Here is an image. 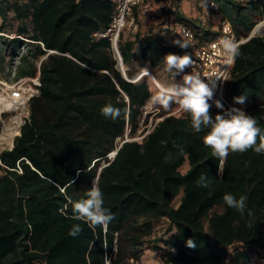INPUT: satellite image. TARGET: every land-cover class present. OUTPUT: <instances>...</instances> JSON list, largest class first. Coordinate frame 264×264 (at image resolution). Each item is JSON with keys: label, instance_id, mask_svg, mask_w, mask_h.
<instances>
[{"label": "trees", "instance_id": "obj_1", "mask_svg": "<svg viewBox=\"0 0 264 264\" xmlns=\"http://www.w3.org/2000/svg\"><path fill=\"white\" fill-rule=\"evenodd\" d=\"M158 1L170 5L157 9L163 15L154 27L120 34L123 65L136 51L149 67L164 69L165 55L188 54L174 43L175 26L189 27L196 46L217 35L185 15L183 0ZM209 1L237 39L264 20V0ZM113 14V0H0V65L18 55L15 79L31 78L39 61L40 82L11 149L0 152V264H143L145 251L161 264H250L253 256L264 264V153H230L221 162L203 144L207 130L195 132L186 113L166 115L140 141L124 140L152 94L146 80L122 76L110 41L98 36ZM238 51L224 108L213 97L210 115L242 108L264 129V28ZM241 95L246 102L236 104ZM107 103L121 110L119 119L102 115ZM201 174L209 188L198 185ZM93 181L115 217L107 229L72 218V202ZM226 192L247 198L243 215L224 203ZM162 223L164 234L154 236ZM73 224L83 229L76 237Z\"/></svg>", "mask_w": 264, "mask_h": 264}, {"label": "clouds", "instance_id": "obj_2", "mask_svg": "<svg viewBox=\"0 0 264 264\" xmlns=\"http://www.w3.org/2000/svg\"><path fill=\"white\" fill-rule=\"evenodd\" d=\"M182 49L188 48L187 42L176 40L174 42ZM220 45L226 54L228 62L234 61L239 55L237 43L230 38H223ZM166 70L172 74L173 82L167 85L161 84L152 97L153 105H159L164 109H170L176 105L179 115L188 114L191 126L195 132L207 130L203 136V144L211 149L212 155L221 162L225 161L230 153H244L253 150L257 154L264 153V129L258 126L257 119L247 114L242 108H230L223 114L210 115L211 105L209 100L214 95V81L205 82L198 73L185 72L192 65V58L189 54L184 55L167 54L163 58ZM147 74L148 71L144 69ZM184 73L181 80L177 82L175 77ZM211 85V86H210ZM236 104L243 105L246 102V95L234 97ZM215 106L222 109L223 105L219 100ZM102 115L113 120L119 119L121 110L107 103L102 108ZM259 139V143H257ZM179 151H184L179 148ZM169 157L171 153L168 154ZM203 188H209L211 181L204 174H201L197 181ZM247 198L241 195L239 198L232 193L226 192L223 195L224 203L236 209L243 215L247 209ZM73 219L87 223L90 227H101L107 229L108 225L115 218L109 209L104 207L103 193L99 185L93 181L87 190L85 197L72 202ZM251 215V212L248 213ZM83 231L80 224H73L69 235L78 236ZM186 245L190 248L196 247L194 240H187Z\"/></svg>", "mask_w": 264, "mask_h": 264}, {"label": "built area", "instance_id": "obj_3", "mask_svg": "<svg viewBox=\"0 0 264 264\" xmlns=\"http://www.w3.org/2000/svg\"><path fill=\"white\" fill-rule=\"evenodd\" d=\"M114 2V14L112 16L111 23L108 28L101 32L98 36L108 38L110 41L111 49L116 59H120L118 51V41L121 33H135L138 30V17L139 11H148L152 8L150 0H113ZM170 2L163 4L166 10L168 9ZM205 8L211 10L217 14L215 32L217 35L205 42L203 45L196 46L195 36L192 30L184 25L175 26L177 38L181 42H187L188 54L192 58V65L189 69H185V72L198 73L205 82L214 81L215 87L213 89V97L222 99V93L224 90V84L229 78L230 72L233 67V62L229 63L224 53L220 42L223 38L227 37L234 40L239 46L243 42L247 41L251 36L255 34L254 30L247 38L237 39L234 35L231 23L218 16V4L213 1L206 2ZM161 11H153L149 13V19L151 23L157 22L158 17H162ZM163 20H160L161 23ZM259 26L264 27V20ZM0 35H5L0 33ZM21 54L25 51L24 47H20ZM18 61V55H15ZM121 60V59H120ZM184 73L178 75L179 80ZM143 75L150 76L154 79L151 72L148 71ZM142 75V76H143ZM209 80V81H208ZM131 82V81H130ZM134 82V80L132 81ZM39 71L34 77L19 78L9 85L8 90L11 92L10 99L13 101L14 109L20 107H26L29 100L38 94ZM211 86V85H210ZM11 149V148H10ZM112 156V155H111ZM110 157V156H109Z\"/></svg>", "mask_w": 264, "mask_h": 264}, {"label": "rangeland", "instance_id": "obj_4", "mask_svg": "<svg viewBox=\"0 0 264 264\" xmlns=\"http://www.w3.org/2000/svg\"><path fill=\"white\" fill-rule=\"evenodd\" d=\"M160 2L161 1H158V0H150L151 6H153V4L157 5ZM160 4L162 5L163 2H161ZM180 5L182 7V11H184V13H185V15L187 17H189L191 19H198L199 21L205 20L206 23H207L205 25L207 27L210 26V25L212 27H216L217 14L213 13L211 10L205 8L204 0H183L180 3ZM153 11H157V9L154 8V10H153V8H151L148 11H139L137 13L138 30L140 29V27H146V25L152 24L150 19H149V13H151ZM262 21L258 22L253 27L251 32L256 30L255 31V33H256L260 29L264 28L263 26H259L260 23H262ZM144 30H145V28H142V31H144ZM139 32H140V30H139ZM17 64H18V61L16 60L15 56L9 57L7 55L6 58H5V63L3 65H0V96H5L6 95V91L5 90L7 88H6L5 85H10L11 83H13L14 81L17 80L14 77V75H15V67H16ZM35 64H36V68H37L36 69V73H37L38 72L39 61H37ZM123 67H124L125 70L127 68L130 70L131 76L130 77L126 76V78L129 81L132 82L134 80V82H139V81H142V80H146L148 85H149V88L151 90V94H152L151 98L141 108L142 114H141V117L139 118L138 128H137L135 134L133 135V137H128L126 135H124V137H123L124 140L128 139V140L140 141L141 138L147 133V131H150L153 128L155 122L159 121L160 119H162L163 117H165L166 115H169V114L179 115L178 112H177L176 105H173L170 109H167V110L162 108V107H160L159 105H153L152 97L156 93L158 87H156L153 84V79L150 76L143 75L144 72H145L144 69H146L147 71L151 72L153 77L156 79V81L160 85L161 84L167 85V84L172 83L173 82V76H172L171 73H169L166 69H164L162 67H158V68L149 67L148 63L143 61L137 55V51H136V57L133 59V62L131 63V65H129V66L123 65ZM24 78H26V77H24ZM175 80L178 82L179 77L176 76ZM217 99L219 101H222V99H219V98H217ZM223 108H224V106H223ZM15 116H18L19 119H20V123H19V125L17 127V132L18 133L15 134L11 138L10 143H9V140L0 141V152L3 151V150H9L12 147L14 137L19 134L20 126L23 124L24 120L28 117V105L26 107H20V108L14 109L13 111H3L2 113H0V134H6V135L9 134V132L7 130L11 127V119L14 118ZM116 142L120 143L121 142L120 138H118L116 140ZM109 156H111V154H109ZM176 202H177V200H176ZM165 227H166L165 224L162 223L157 228L156 232L154 233V236H158V235L164 234ZM145 253H148V251L147 252L145 251L143 253V255ZM147 255H149V254H147ZM145 258H146V256L141 258L140 263L144 264L143 260L145 261ZM259 263H260V261L257 259V257L253 256L252 259H251L250 264H259Z\"/></svg>", "mask_w": 264, "mask_h": 264}, {"label": "bare ground", "instance_id": "obj_5", "mask_svg": "<svg viewBox=\"0 0 264 264\" xmlns=\"http://www.w3.org/2000/svg\"><path fill=\"white\" fill-rule=\"evenodd\" d=\"M152 80V79H151ZM153 84L159 88L160 84L156 81V79H153ZM6 86V95L5 96H0V113L3 111H13L14 110V104L13 101L10 99L11 92L8 90L9 85ZM20 123V119L18 116H15L14 118L11 119V127L7 130L9 132L8 135L6 134H0V141H6L10 140L11 138L17 134V127ZM114 153V152H113Z\"/></svg>", "mask_w": 264, "mask_h": 264}, {"label": "crops", "instance_id": "obj_6", "mask_svg": "<svg viewBox=\"0 0 264 264\" xmlns=\"http://www.w3.org/2000/svg\"><path fill=\"white\" fill-rule=\"evenodd\" d=\"M160 3L157 4V5L153 4V6H152L153 10H154V8L155 9H159V8L161 9L162 8L161 6H163V4L161 5ZM151 27H154V24H150V25L148 24V25H146V27H140V29H139L140 30V33L143 34L144 32L148 31V29L151 28ZM142 28H145V30L142 31ZM147 254H149V255H147ZM151 254L152 253L150 251H148V253H145L142 256V258L146 256L145 261L143 260L144 264H160L161 261L159 260L158 256L155 255V254H152V255Z\"/></svg>", "mask_w": 264, "mask_h": 264}, {"label": "water", "instance_id": "obj_7", "mask_svg": "<svg viewBox=\"0 0 264 264\" xmlns=\"http://www.w3.org/2000/svg\"><path fill=\"white\" fill-rule=\"evenodd\" d=\"M117 69H118V71H120V73L122 74V76H123L126 80H128V79L126 78V76H125V69H124L123 64H122V62H121L120 59H117ZM160 120H161V119H160ZM116 152H117V151H114V153H111V155L114 156V155L116 154Z\"/></svg>", "mask_w": 264, "mask_h": 264}]
</instances>
